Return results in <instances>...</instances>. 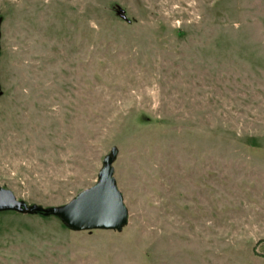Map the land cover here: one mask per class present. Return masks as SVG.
<instances>
[{
    "label": "rangeland",
    "instance_id": "374dc122",
    "mask_svg": "<svg viewBox=\"0 0 264 264\" xmlns=\"http://www.w3.org/2000/svg\"><path fill=\"white\" fill-rule=\"evenodd\" d=\"M0 186L60 206L104 158L122 231L0 212V264H264V0H0Z\"/></svg>",
    "mask_w": 264,
    "mask_h": 264
},
{
    "label": "water",
    "instance_id": "95a60500",
    "mask_svg": "<svg viewBox=\"0 0 264 264\" xmlns=\"http://www.w3.org/2000/svg\"><path fill=\"white\" fill-rule=\"evenodd\" d=\"M2 92L0 91V96ZM119 150L113 147L103 160L97 182L81 191L75 198L60 206L28 205L17 199L15 193L0 186V212L54 216L73 231H122L128 224L129 210L114 176V161Z\"/></svg>",
    "mask_w": 264,
    "mask_h": 264
},
{
    "label": "trees",
    "instance_id": "16d2710c",
    "mask_svg": "<svg viewBox=\"0 0 264 264\" xmlns=\"http://www.w3.org/2000/svg\"><path fill=\"white\" fill-rule=\"evenodd\" d=\"M49 217V216H48Z\"/></svg>",
    "mask_w": 264,
    "mask_h": 264
}]
</instances>
